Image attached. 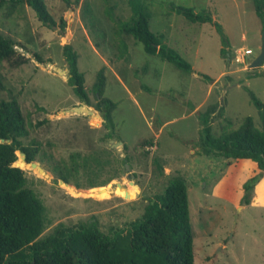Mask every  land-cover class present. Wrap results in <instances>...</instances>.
I'll return each instance as SVG.
<instances>
[{
  "label": "rangeland",
  "instance_id": "1",
  "mask_svg": "<svg viewBox=\"0 0 264 264\" xmlns=\"http://www.w3.org/2000/svg\"><path fill=\"white\" fill-rule=\"evenodd\" d=\"M71 1L75 4L68 6L63 0H45L55 25L42 23L25 1L13 10L0 9V31L17 43L12 59L0 62V99L17 100L28 129L22 142L35 141L39 148L33 162L43 171L30 163L16 165L23 161L20 151L14 165L24 170L27 185L46 207L48 223L41 235L60 223L74 226L89 220L97 221L104 233L126 227L167 180L179 174L187 183L195 264H264V171L245 202L243 184L260 172L256 163L206 155L200 149L205 112L215 136L238 128L247 117L255 127H263L251 99L253 93L264 103V62L249 67L260 53L263 29L252 0H142L150 11V30L191 64V72L146 53L122 31L132 15L129 0ZM177 5L210 12L227 44L213 23L190 22L175 11ZM67 43L78 54L92 103L102 69L103 94L115 103L113 136L123 140L127 150L103 139L108 130L94 107L88 106L91 114L71 112L86 104L67 82L62 53ZM248 49L252 53L244 54L243 61L236 59ZM125 154L130 163L122 169ZM70 155L80 160L86 156V169L98 168L99 179L115 177L89 188L86 176L93 173L80 168L77 177L83 187L62 183L51 167L69 162ZM93 157L100 160L99 167Z\"/></svg>",
  "mask_w": 264,
  "mask_h": 264
},
{
  "label": "trees",
  "instance_id": "2",
  "mask_svg": "<svg viewBox=\"0 0 264 264\" xmlns=\"http://www.w3.org/2000/svg\"><path fill=\"white\" fill-rule=\"evenodd\" d=\"M25 1L35 12L38 19L46 24L55 25L45 0H0V9L10 10L15 4ZM68 6L75 2L63 0ZM78 2V1H76ZM132 15L122 26V31L143 45L146 53L158 55L177 68L191 72V64L176 50L163 42L162 35L150 30V11L142 0L128 1ZM256 14L264 23V0H252ZM193 23H213L227 44L221 26L216 23L211 13L205 9L195 11L193 7L177 5L174 7ZM65 15L60 18L61 27L66 25ZM17 43L0 31V62L11 60L16 54ZM226 54V51L221 49ZM68 64L67 82L74 94L88 106L94 107L103 118V125L108 130L103 139H112L115 125L112 112L115 103L104 96L105 78L102 69L96 75L92 92L95 102L90 101L84 85V73L78 68V54L67 43L62 51ZM39 62L43 59L34 54ZM16 64V63H15ZM206 79L205 74H202ZM251 99L260 110L264 119V103L251 93ZM201 131V151L206 155H218L225 158L248 159L256 163L259 173L247 179L243 184V200L250 201L254 186L261 179L264 171V122L257 128L251 117H247L236 129L215 136L212 134L208 113H203ZM28 129L20 106L15 98L0 99V264H195L193 253V231L190 222L187 183L183 176H171L162 190L145 204L140 217L129 222L126 227L104 233L97 221H85L74 226L56 225L51 232L41 235L47 226L46 207L39 196L27 185L24 170L17 164L16 152L25 154V162L36 160L39 148L37 142L24 145ZM8 140V142L6 141ZM123 149L127 150L124 144ZM96 165L101 164L97 157L92 158ZM16 161V165L14 162ZM22 166L25 162L20 159ZM86 156L70 155L69 162L57 161L51 171L56 180L83 187L77 174L80 168L90 170L93 176H86L85 186L92 188L104 186L115 176L103 179L97 177L96 169H89ZM107 162V160H104ZM130 163L127 154L120 159L122 169ZM154 162L158 164L157 160ZM110 188V187H109ZM108 188V189H109ZM91 193H103V190H91Z\"/></svg>",
  "mask_w": 264,
  "mask_h": 264
},
{
  "label": "water",
  "instance_id": "3",
  "mask_svg": "<svg viewBox=\"0 0 264 264\" xmlns=\"http://www.w3.org/2000/svg\"><path fill=\"white\" fill-rule=\"evenodd\" d=\"M264 62V23H263V29H262V32H261V49H260V53L251 61V63L249 64V67L250 68H256V67H259L263 64ZM47 66L49 67H52L54 70L58 71L59 73L61 72H64V71H61L59 70L56 66L52 65L51 62H47L46 63ZM71 112L72 113H87V114H91V110H89V107L88 105H77L75 107H73L71 109ZM4 139H0V142H3ZM8 142V140H6ZM110 143L112 145H122V142L121 141H113L112 139H110ZM21 156L23 157V161L25 162V154L20 152ZM26 163V162H25ZM31 166L33 167H37L40 171H43V168L38 166L35 162H31L30 163ZM125 169L129 168V164L128 163H125ZM127 177L128 178H131V180L129 181L130 184H133V176H131L130 174H127ZM67 184V183H65ZM120 184V183H118ZM127 193H125V196H126Z\"/></svg>",
  "mask_w": 264,
  "mask_h": 264
},
{
  "label": "built area",
  "instance_id": "4",
  "mask_svg": "<svg viewBox=\"0 0 264 264\" xmlns=\"http://www.w3.org/2000/svg\"><path fill=\"white\" fill-rule=\"evenodd\" d=\"M251 53H252V51L250 49H248V50L244 51V53H242L240 56H237L236 59L243 61L244 54H251Z\"/></svg>",
  "mask_w": 264,
  "mask_h": 264
},
{
  "label": "bare ground",
  "instance_id": "5",
  "mask_svg": "<svg viewBox=\"0 0 264 264\" xmlns=\"http://www.w3.org/2000/svg\"><path fill=\"white\" fill-rule=\"evenodd\" d=\"M19 166H22V163L20 160H18V163H17ZM26 166H28L29 164L25 163Z\"/></svg>",
  "mask_w": 264,
  "mask_h": 264
},
{
  "label": "crops",
  "instance_id": "6",
  "mask_svg": "<svg viewBox=\"0 0 264 264\" xmlns=\"http://www.w3.org/2000/svg\"><path fill=\"white\" fill-rule=\"evenodd\" d=\"M113 141H116L117 139L115 137L112 138ZM121 142H122V145H123V140L119 139ZM109 143H110V140H109Z\"/></svg>",
  "mask_w": 264,
  "mask_h": 264
}]
</instances>
